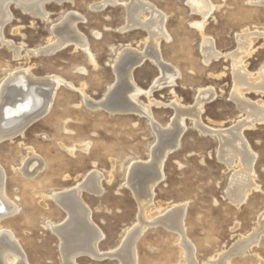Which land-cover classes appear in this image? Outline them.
I'll return each mask as SVG.
<instances>
[{
  "label": "rangeland",
  "instance_id": "374dc122",
  "mask_svg": "<svg viewBox=\"0 0 264 264\" xmlns=\"http://www.w3.org/2000/svg\"><path fill=\"white\" fill-rule=\"evenodd\" d=\"M101 1H47L45 20L14 1L9 4L11 18L2 30L5 40H0V85L11 72L28 68L36 77L60 76L74 86L60 84L44 115L22 133L0 141L5 192L18 205L13 216L0 220V226L2 230H11L29 264H66L57 236L45 225L47 221H64L66 212L50 195L70 190L93 169L103 175V190L96 194L83 189L81 197L91 210L93 222L103 232L99 250L119 248L127 229L137 222L138 203L125 184L127 168L133 161L149 159L157 135L146 116L134 111L92 108L77 89L81 87L94 101L104 99L108 87L116 81L113 64L117 53L126 45L146 50L148 33L139 26L123 29L127 23L126 5L131 0H114L115 3L95 7ZM144 1L166 16L169 38L159 40L158 51L162 62L176 71L174 82L154 87L149 96L142 92L138 96L143 104L149 99L160 102L150 105L156 123L168 128L176 114L172 101L176 99L184 107L193 106L198 91L210 88L214 96L203 101L201 125L225 130L245 118L246 114L231 97L234 80L228 54L237 49V35L242 30L259 33L252 36L251 52L244 58L246 69L257 76L264 65V0H210L215 7L202 32L213 40L220 56L208 63L203 61L201 32L195 25L202 18L191 11L189 0ZM66 14L81 17L77 30L85 36L94 63L88 51L72 42L53 52H40L56 39L55 28ZM13 47L19 48L17 58ZM28 51L34 52L27 54ZM158 77L161 69L150 57H145L132 71L133 81L145 91ZM244 97L264 106L263 93L245 91ZM184 124L177 146L163 161V175L153 189V207L147 213L155 217L175 205L185 204L184 235L194 248L197 264L218 260L223 252L229 253L225 264L264 263V224L257 242L242 253L234 250L240 238L253 234L264 214V123L256 122L242 131L256 154L257 187L239 205L226 194L235 170L218 156L219 137L202 132L188 115ZM85 143H89L87 149L81 147ZM29 149L44 160V167L27 176L22 168L30 157ZM180 242L178 231L162 223L147 225L135 242L136 264H188ZM75 262L122 264L115 256L96 258L86 253L77 256Z\"/></svg>",
  "mask_w": 264,
  "mask_h": 264
},
{
  "label": "bare ground",
  "instance_id": "6f19581e",
  "mask_svg": "<svg viewBox=\"0 0 264 264\" xmlns=\"http://www.w3.org/2000/svg\"><path fill=\"white\" fill-rule=\"evenodd\" d=\"M11 1H14L16 5H19L23 10L35 16H40L44 19L48 15L44 5L45 2L50 0H0L1 41L5 40L2 33L3 27L11 18L9 11ZM62 1L65 0H55L58 3ZM111 2L115 3L114 0H102L95 7L101 8L106 3ZM188 3L191 11L201 15L202 19L195 25L201 32L203 61L208 63L213 58L220 56V52L215 50L213 40L206 37L202 32L203 24L215 5L210 0H189ZM126 11L127 23L125 22L126 25L122 26L123 29L136 26L145 28L148 33L147 49L138 51L126 45L120 51L118 50L119 52L113 64L116 81L114 85L108 87V91L101 101L91 99L81 87L77 90L82 94L83 101L92 108L104 107L112 112L116 110L134 111L146 116L147 121H149L150 126L157 135L158 141L151 149L149 159L145 161H133L127 168L125 184L130 188L138 203L137 222L127 229L119 248L108 252L99 250L98 243L103 237V232L93 222L91 210L81 197L83 189L96 194H100L103 190L101 186L103 175L93 169L85 175L82 182L77 183L70 190L62 189L57 192L54 191L50 195L54 199V202L65 210L66 219L62 222L47 221L45 225L57 236L58 249L66 264H76V257L82 253L96 258L115 255L122 264H136L137 252L135 242L137 238L143 233L147 225L158 223L166 225L171 230L178 231L181 236L180 243L187 255L185 258H187L188 264H197L194 259V248L184 235L183 217L185 204L175 205L173 209H170V211L163 215L150 216L147 212L153 207V189L162 178V165L167 153L178 144L179 137L185 128L184 118L186 115L193 118L194 123L202 132L215 134L219 137V158L224 161V164L226 163L230 167L234 166L235 171H233L234 173L230 177L226 190L229 199L239 205L246 199L252 189H256V176L254 172L256 154L244 139L242 131L245 127L254 125L256 122L264 123L263 104L260 102H249L244 97V92L250 90L264 94V65L259 69L257 76L253 77L244 64V58L251 52L250 48L254 41L253 37L259 33L248 32V29L242 30L237 35V49L228 54L231 60L230 65L234 80L231 97L236 102L238 108L246 114L245 118L238 121L233 127L225 130L201 125L199 115L203 101L214 96L210 88L198 91L199 94L193 106L184 107L176 99L172 101L170 104L176 110L175 117L173 116L171 125L169 127L167 125L168 128H161L150 111L151 104H159L160 102L149 99L148 103L143 104L139 102L138 96L141 92L149 96L151 89L154 87L174 82L176 71L173 70V67L172 69L165 62H162L163 60H161L158 51L159 40H167L169 38L165 27L166 16L159 12L153 4L144 0H131L126 5ZM146 11H148L147 14H145ZM80 18L75 14H66L55 28L56 39L41 48L40 52H53L71 42L75 46L84 49V51H88L87 40L77 30L76 26ZM13 49L14 55L17 58L20 52L19 48L13 47ZM31 52L34 51H28L27 54ZM88 53L90 52L88 51ZM88 55L90 61L94 63L95 59L93 60L91 53ZM145 57L153 59L159 65V69H161V77L156 78L152 87L147 91L139 88L132 78L133 69ZM60 84L71 88L74 87L72 83L67 82L60 76L36 77L28 68L8 74L0 85V141L22 133L28 125L44 115L53 100L56 88ZM88 144L85 143L81 147L87 149ZM32 149H29L28 155L30 157L29 159L27 158L28 160L23 164L22 168V171L26 175L36 173L41 170L42 166L44 167V160L42 162L39 157L35 156ZM17 210L18 205L5 192V171L0 166V220L13 216ZM263 224L264 214L261 216L260 225L256 227L253 234L248 238H240L236 245L234 244V250L242 253L247 247L257 242L258 236L263 229ZM2 229L0 226V264H29L21 245L17 242L11 230ZM228 255L229 253L224 254L223 252V254H220L218 260H210L209 264H225Z\"/></svg>",
  "mask_w": 264,
  "mask_h": 264
},
{
  "label": "water",
  "instance_id": "95a60500",
  "mask_svg": "<svg viewBox=\"0 0 264 264\" xmlns=\"http://www.w3.org/2000/svg\"><path fill=\"white\" fill-rule=\"evenodd\" d=\"M114 254H117V253H114ZM112 256H115V255H112Z\"/></svg>",
  "mask_w": 264,
  "mask_h": 264
}]
</instances>
